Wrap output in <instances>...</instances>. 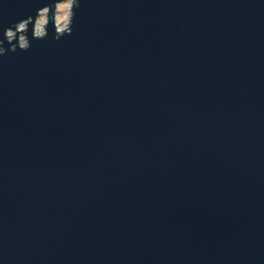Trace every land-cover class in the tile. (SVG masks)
I'll return each instance as SVG.
<instances>
[{"label":"water","instance_id":"95a60500","mask_svg":"<svg viewBox=\"0 0 264 264\" xmlns=\"http://www.w3.org/2000/svg\"><path fill=\"white\" fill-rule=\"evenodd\" d=\"M75 13L0 56V264H264V0Z\"/></svg>","mask_w":264,"mask_h":264},{"label":"clouds","instance_id":"9594fccd","mask_svg":"<svg viewBox=\"0 0 264 264\" xmlns=\"http://www.w3.org/2000/svg\"><path fill=\"white\" fill-rule=\"evenodd\" d=\"M80 0H48L43 7L36 9L34 15H28L12 22L3 29L0 38V56L16 53L18 50L27 51L31 47V39H44L48 36V26L54 28V38L60 40L70 36L73 31L75 9ZM7 43L8 47L5 48Z\"/></svg>","mask_w":264,"mask_h":264}]
</instances>
